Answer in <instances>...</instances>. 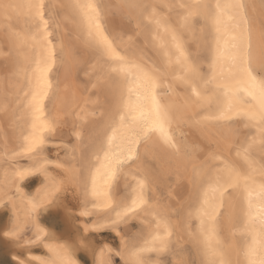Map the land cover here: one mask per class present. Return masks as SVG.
<instances>
[{
    "label": "bare ground",
    "instance_id": "obj_1",
    "mask_svg": "<svg viewBox=\"0 0 264 264\" xmlns=\"http://www.w3.org/2000/svg\"><path fill=\"white\" fill-rule=\"evenodd\" d=\"M44 1L14 0V59L0 76V208L10 214L3 236L19 242L39 207L70 184L81 228L114 227L123 264H159L169 243L178 249L183 241L192 243L197 264H264V12L259 21L256 0H175L172 8L166 0H69L85 44L97 52L93 84L112 95L109 120L86 158L80 139L90 109L74 77L86 58L63 25L55 42ZM124 20L140 46L124 33ZM182 31L194 38V53ZM146 47L166 73L169 95L157 91L162 70L143 55ZM68 132L75 144L65 147L62 179L50 165L64 164L46 154V137ZM34 174L40 182L28 193L23 182ZM168 176L172 197L186 184L179 218L157 196L156 182ZM132 217L145 231L127 240L117 227ZM39 226L22 243L42 253L12 251L13 264H84L80 237L58 239ZM93 247L85 250L91 264H114L112 247Z\"/></svg>",
    "mask_w": 264,
    "mask_h": 264
},
{
    "label": "rangeland",
    "instance_id": "obj_2",
    "mask_svg": "<svg viewBox=\"0 0 264 264\" xmlns=\"http://www.w3.org/2000/svg\"><path fill=\"white\" fill-rule=\"evenodd\" d=\"M166 1L169 3L171 8L174 6L175 0ZM255 3V9L260 13L258 15L259 21H263V19H261V15L264 12V0H256ZM13 4L14 0H0V76L2 77L11 73L12 62L15 53V50L10 43V37L17 30L19 23L16 13L13 11ZM44 5L45 16L49 19L51 24V35L55 42H61L62 40L60 27L63 25L67 40L72 42L74 45H77V55H84L86 58L83 63L78 65L74 75L75 80L83 88V92L87 96V107L90 109L83 125L82 137L80 139V145L82 146L81 155L83 158H86L98 144L103 130L106 127V123L109 120V110L111 108L110 100H112V95L108 94V89H104L96 84H93L94 76H92L93 74L89 68L92 66V64H94V62H96L97 52L94 50L92 45L85 44L82 30L80 29L76 15L69 0H45ZM174 9L177 10V8ZM199 24L200 20L194 16L192 21L193 28L197 29ZM122 29L124 30V33L127 34V36H133L132 39L135 40L136 46H140V37L137 31H133L130 21L124 20ZM194 33L196 34V32ZM181 35H183L184 43L186 42L190 45L193 43L194 38H188L186 32L182 31ZM191 47L193 50L192 53H194L195 49L192 45ZM204 54V50L198 53L200 56H204ZM143 55L150 63L156 65L157 68L162 70V72L160 71L157 83V91L159 95H169L165 89L166 84L164 79L166 78V73L163 71V68L158 65L154 53L149 47H146L143 51ZM56 58L57 61L60 58L59 50L56 51ZM176 87V92L180 90L184 91L183 87ZM173 89L174 88H172V91H175ZM3 127L5 128V126ZM3 127L0 126V140ZM66 128H68V124L65 125V129ZM239 128L241 130L240 132L242 133L243 127L241 124H239ZM46 138L48 141H50L46 145V154L51 158L55 157L54 160L56 161L61 159L60 162L64 164V167H57L58 164L53 163L50 165V167L52 169L54 167L53 173L56 174V177L59 174L58 177L60 176L62 179H64L67 175V173L65 175V170L67 169V165L69 163L65 147L70 145L74 148V139L69 132L66 134H61V136L52 134ZM59 141H63L65 144ZM77 158L79 160H76V166H79L81 173H83V168L80 167L79 155ZM38 178L39 174H34L23 182V186L28 193H31L39 184L40 179ZM167 179L169 181L159 177L158 181L156 182L155 187L157 190V196L159 197L162 205L166 206L168 210H174L175 217L179 218L178 213L182 208V205L179 204L184 203V201H182V192L185 191L186 184H177L172 191L174 194V197H172L169 193V186H171V183L173 182V177L168 176ZM66 185L67 187L63 186L62 189L57 193L52 203H48L47 205L39 207L36 213L37 217L32 220L31 226L26 228L24 233L20 235L19 239L21 240L18 239L19 242H17V240H10L3 236V230L10 219V214L9 209L6 206L0 208V264H13L10 254L14 251L18 253V255H24L27 251L38 254L42 253V250L38 245L25 246L22 243V239L26 238V236L31 237V235H36L40 231L41 227L39 225L45 227L47 230H50L51 234L58 239L70 241L73 239L75 240L76 237H80L82 244L84 243L85 245L83 249L81 248L77 252L84 264H91V259L87 252L88 249H94L93 246H101L104 243L105 245H108L114 249V252H111L114 264H123L118 254L115 252L116 249L118 250L120 247V241L118 240L117 234L114 232V227L112 228L108 225H105V227L99 231L90 229L88 232H86L87 230L84 232L81 228L83 224V222H81L82 218L77 213V210L80 206L77 195L78 191L75 186L72 187L70 184ZM117 193L119 196L123 194V187L120 184L117 185ZM142 217L145 218V215L143 214ZM86 220L84 219L86 222L85 224L88 223V220ZM193 221L194 219L191 220V224ZM117 228L122 232L125 238L129 240L135 234L143 233L145 231V222L141 221L139 218L132 217L120 224ZM15 243H17L18 246ZM87 247L88 249L85 251ZM194 253L195 252L192 248V243L189 241H183L181 247L178 249L174 248L172 243H169L167 249L161 255H159L157 261L159 264H197Z\"/></svg>",
    "mask_w": 264,
    "mask_h": 264
},
{
    "label": "snow or ice",
    "instance_id": "obj_3",
    "mask_svg": "<svg viewBox=\"0 0 264 264\" xmlns=\"http://www.w3.org/2000/svg\"><path fill=\"white\" fill-rule=\"evenodd\" d=\"M83 215H86L87 213H82ZM11 235H14V233H5V236H11ZM19 264H23L22 261L19 262Z\"/></svg>",
    "mask_w": 264,
    "mask_h": 264
}]
</instances>
